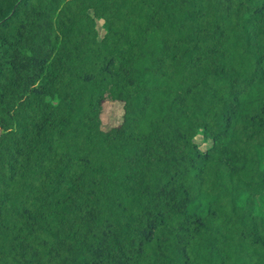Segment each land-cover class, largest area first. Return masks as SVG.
<instances>
[{"label":"trees","instance_id":"obj_1","mask_svg":"<svg viewBox=\"0 0 264 264\" xmlns=\"http://www.w3.org/2000/svg\"><path fill=\"white\" fill-rule=\"evenodd\" d=\"M263 208L264 0H0V264H264Z\"/></svg>","mask_w":264,"mask_h":264},{"label":"rangeland","instance_id":"obj_2","mask_svg":"<svg viewBox=\"0 0 264 264\" xmlns=\"http://www.w3.org/2000/svg\"><path fill=\"white\" fill-rule=\"evenodd\" d=\"M95 27L98 36L100 37L103 33L102 22L99 19H95ZM120 104L118 102L106 101L102 104L101 122L102 127H107L115 124L120 119ZM198 140V139H197ZM264 212V208H263Z\"/></svg>","mask_w":264,"mask_h":264}]
</instances>
